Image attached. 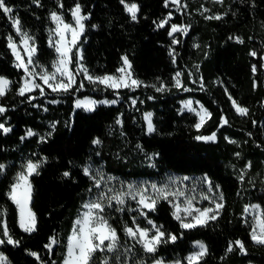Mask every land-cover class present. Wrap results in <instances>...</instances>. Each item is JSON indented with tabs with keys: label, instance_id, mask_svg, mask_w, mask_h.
I'll return each mask as SVG.
<instances>
[{
	"label": "trees",
	"instance_id": "1",
	"mask_svg": "<svg viewBox=\"0 0 264 264\" xmlns=\"http://www.w3.org/2000/svg\"><path fill=\"white\" fill-rule=\"evenodd\" d=\"M77 2L88 19L83 21L85 30L76 48H82V62L90 74H116L123 65L122 57L127 56L143 84L132 90H115L92 83L79 72L77 83L68 92H52L36 78L43 95L41 89L19 95L24 71L16 66L8 47V37L16 36L8 17H18L23 31L35 38V63L51 69L58 56L50 45L51 13L59 12L73 22L70 10ZM127 2L139 5L136 21L120 0H39V4L6 0L13 12L0 10V76L13 82L0 98L7 109L0 113V123L11 129L7 133L0 130V164L5 165L0 171V212H4L12 238L20 241L19 245H0V252L11 264H63L74 222L95 191L94 180L83 171L93 162L124 177L206 175L223 193L217 218L191 229L181 227L168 200H159L147 217L139 210L108 211L109 222L119 233L121 251L131 249L127 264L185 257L196 241L208 250L200 264H264V244L252 240V222L245 211L248 205L259 204L264 213V0H180L179 4L167 0V6L166 0ZM214 15L221 18L206 19ZM164 20L168 23L158 27ZM172 24L182 29L188 26L187 31L170 36ZM253 51L256 56L251 55ZM78 65L74 57L73 69ZM177 72L181 73L180 87L175 84ZM81 81L83 88L78 87ZM84 96L120 101L86 111L74 103ZM130 97L138 99L135 107L129 105ZM188 97L200 101L211 113L199 129L195 127L197 116L180 109V102ZM53 100L59 102L51 103ZM232 100L246 107L248 114H239ZM146 111L153 112V133L145 129ZM222 117L227 124H222ZM28 129L37 135L27 137ZM213 132L215 141L196 139ZM97 138L102 141L99 146L93 143ZM145 154H152V164L151 160L143 162ZM45 157L39 174L31 177L36 230L25 232L19 226L18 207L8 193L29 159L42 161ZM65 172L70 175L64 176ZM134 216L141 227L150 228L147 221L151 220L162 226L166 237L173 234L177 239L161 243L155 253H146L123 231L125 225L134 226ZM53 236L59 243L50 250L45 245ZM236 240L244 243V251L234 244ZM230 244L233 251L228 252Z\"/></svg>",
	"mask_w": 264,
	"mask_h": 264
},
{
	"label": "snow or ice",
	"instance_id": "2",
	"mask_svg": "<svg viewBox=\"0 0 264 264\" xmlns=\"http://www.w3.org/2000/svg\"><path fill=\"white\" fill-rule=\"evenodd\" d=\"M35 2L39 4V0H35ZM120 2L124 5L125 11L130 14L131 19L136 21L138 18L137 14L139 12V5L135 2L129 3L127 0H120ZM179 2L180 0H172V3L174 4H179ZM60 7L63 8L62 3L60 4ZM0 10L6 14L13 12V8L6 4V0H0ZM70 11L74 24L65 22L62 14H58L55 11L51 13V19L56 23V28L50 31H54L59 36V39L55 40L54 42L50 38V45L54 46L56 52L59 54L58 59L52 64L54 71L51 72L47 70L44 72H36L34 70L37 66L40 68L44 67L43 65H36L34 63V54L36 53L37 49L31 42H33L35 38L30 36L27 31H22L21 21L18 17H8L12 21L15 31L20 34V44L24 46V51L27 53V60H25L20 51L19 45L15 43L12 36L8 37V47L15 55L17 61L16 66L18 68H22L26 73V78L23 81V85L19 88L18 94L24 96L26 93H31L34 89H41V94L43 95V89L41 88V85L35 82L36 76H39L43 83L46 84L48 88L52 90V92H68L73 88V85L76 84L75 76L79 72H82L88 81L92 83L99 82L100 84H104L107 87L113 89L141 86L143 84L142 81L132 78L130 71L131 63L127 56L122 57L123 64L126 66V68L121 67L117 70V72L120 73L119 76L104 75L94 77L88 73V69L83 64H79L75 71L70 69V65L73 63L74 57L78 60H82V56H80L79 53H73V48L77 46L78 38L85 30L83 21L88 19L87 15L82 14V7L78 2ZM205 11H207V9H205ZM169 16H171V13H169ZM220 18L221 17L219 15L206 17V19ZM166 23H168V21L164 20L161 21L157 26L163 27ZM187 27L188 26H184L182 29L180 25L172 24L169 35L172 36L173 33L181 30L186 32ZM68 32L71 33L70 41L66 40V34ZM235 39L243 43V40L240 37H235ZM177 42L178 41H174V43ZM251 55L256 56L257 53L253 51ZM29 65L33 66V70L29 69ZM253 71H256L255 66H253ZM180 75V72L176 73L175 84L177 87L181 86V82L179 80ZM28 77H31V79H28ZM65 78L67 82H65ZM52 81H55V83H52ZM12 83L13 82L9 81L6 77L0 76V98L7 94V91L10 90V85ZM83 86V81H81L78 87L83 88ZM152 87L156 86L152 85ZM156 90L162 91L163 89L157 88ZM30 99H34V97H30ZM58 102L59 101L57 100L51 101V103ZM98 103L115 104L117 101H93L89 98H85L84 100H77L76 107H83L86 110H93L95 105ZM133 103H135V101H133ZM232 103L235 106V110L239 114H248V109L246 107H241L235 100H232ZM184 104L186 108H189V110L195 111V109L191 107L192 101H185ZM201 109L203 111L202 114H200V122L195 125L197 129L202 127L203 123L205 122V116L211 117V113L207 109L203 108V105H201ZM5 111H7L6 107L0 104V113H4ZM151 116V113L145 114V119L147 120V131L149 133L155 131ZM117 123H121V121L118 120ZM227 123V118L222 117V124ZM52 128L55 129V124L52 125ZM0 129H2L5 133L11 131V129L6 128L3 123H0ZM26 135L27 137H32L37 135V133H35L32 129H28ZM48 135H51V133H48ZM24 138L25 137H21L22 140ZM40 139L43 140L44 137H40ZM196 139L215 141L216 133L213 132L208 136H197ZM231 142L235 143V141ZM93 143L99 145L102 143V141L97 138L93 141ZM236 155L239 156V153ZM46 160V157L42 161L37 160L35 162L29 159L26 164L23 165L22 170L17 173L15 182L11 185V190L8 193L10 199L17 205L19 209V226L25 232H33L36 230V215L29 207L32 198V185L29 177H31L33 174H39L38 170L42 163L46 162ZM248 167H251L250 162ZM4 168L5 165L0 164V171H2ZM83 171L85 175H89L91 179L95 181V187L100 189L101 182L104 180V174L99 169H96L94 174L91 165L84 167ZM63 175L69 176L70 173L65 172ZM113 179V177H108L109 181ZM188 179L190 178L183 177V180ZM241 179H243V176ZM202 182L207 184L209 191H212V182L208 180L207 177H203ZM215 187L219 189V185H216ZM149 188L151 189V194H149ZM168 189V184H162L158 186L157 184L152 183L150 186H138L135 183H130L127 185L121 183L119 189L109 187L101 190L94 200L84 205V208L87 209V211L83 212V214L74 222L72 235L68 238L67 250L63 264H127L126 254L129 253L131 249L125 247L123 248V251H121L122 246L120 243L119 233L117 229L111 225L109 222L110 218L106 215V209L112 208L113 202H115V204L118 206L116 210L123 212L125 211V205L130 198L132 201L137 202L140 215L147 217L149 211L155 210L158 200H169L170 197H184V206L181 207L180 204L177 203L175 205L176 211L173 213V215L181 222V227L185 229L206 225L209 220H215L217 218V210L223 208L222 203H215V208H195L193 204V201L196 198L195 195L186 194L185 191L179 189L175 191H169ZM192 192H195L194 188L192 189ZM200 195L201 199L208 198L203 193ZM219 199L223 200L222 192L219 193ZM250 207L252 209H258L260 206L253 205ZM144 209H147L148 211H144ZM136 210L137 209H130V211ZM248 210L249 208L246 207L245 211L247 212ZM181 212L185 213L186 216L192 217L191 222H185L180 215ZM3 216L4 212H0V237H7V239L5 240L0 238V245H19L20 241L14 240L12 238L7 221L3 219ZM136 219L137 218L135 216L132 217L134 226L125 225L123 231L126 237H130L137 244L141 245L142 249L146 253H155L161 243H167L169 239L171 241H175L177 239V236L173 234H168L166 237V233L161 231L162 226L156 225L151 220L147 221V223L151 225V228H148L141 227L136 223ZM251 238L253 241L259 244H264V213H262L259 218L253 219ZM58 243L59 241L57 238L53 236L50 238V243L45 245V247L51 250L53 246ZM196 244L199 245V250L192 252L185 258L187 264H200L204 256L207 255L208 250L206 245L200 241H197ZM234 244L239 246L241 251L245 250L244 243L242 241L236 240ZM227 251H233L231 244L229 245ZM30 254L32 256L38 257V253L32 252ZM122 257L125 258L122 259ZM0 264H11L3 252H0ZM136 264H144V261H137ZM153 264H164V261L162 259H157L153 262ZM174 264H182V262L177 260L174 262Z\"/></svg>",
	"mask_w": 264,
	"mask_h": 264
},
{
	"label": "rangeland",
	"instance_id": "3",
	"mask_svg": "<svg viewBox=\"0 0 264 264\" xmlns=\"http://www.w3.org/2000/svg\"><path fill=\"white\" fill-rule=\"evenodd\" d=\"M174 8L176 7L175 5L173 6ZM58 14H61L59 12H57ZM63 15V14H62ZM64 18V16H63ZM53 21V20H52ZM65 22H67L65 19H64ZM168 21V20H167ZM67 23H73L74 24V21L73 22H67ZM53 24H54V27L52 30H54L56 28V23L53 21ZM166 25V24H165ZM164 25V26H165ZM14 29V32L16 34V36H12L15 43H17L20 47V51L22 53V55L24 56L25 60H27V53L24 51V46L22 44H20V34H18L16 31H15V28L13 27ZM23 31V29H22ZM50 38L51 40L54 42L55 40L59 39V36L57 33H55L54 31L51 32V35H50ZM66 40H71V33L68 32L66 34ZM79 40V38H78ZM78 42V41H77ZM32 44H34L35 48L37 49V44L35 43V41L31 42ZM75 49H76V53H79L80 56H82V48L81 47H74L73 48V53L75 52ZM38 51V49H37ZM37 51L36 53L34 54V63H35V58H36V55H37ZM58 54V53H57ZM59 56V54H58ZM58 56H57V59H58ZM15 57V55H14ZM82 60H83V56H82ZM82 60H79V64H83ZM15 63L17 65V61H16V58H15ZM36 64V63H35ZM36 65H39V64H36ZM84 65V64H83ZM85 66V65H84ZM86 67V66H85ZM121 67H125L126 66L123 64ZM120 67V68H121ZM87 68V67H86ZM119 68V69H120ZM22 69V68H21ZM29 69L30 70H33V66L32 65H29ZM70 69H72L73 71H75L72 67V64L70 65ZM88 69V68H87ZM23 70V69H22ZM36 72H44L45 70L51 72V71H54V68L52 67L51 69H47L45 67L43 68H40L39 66H37L35 69H34ZM24 71V70H23ZM131 71V74H132V78L133 79H136V80H139L138 78L135 77L132 69H130ZM82 73V72H81ZM88 73L90 74L89 70H88ZM83 74V73H82ZM91 75V74H90ZM107 75H117L119 76L120 73H116V74H107ZM84 76V74H83ZM104 76V75H103ZM95 77V76H94ZM26 78V73L24 72L23 74V77H22V82H21V86L23 85V81L24 79ZM36 78H39V76H36L35 77V82H36ZM8 79V78H7ZM28 79H31V77H28ZM75 79H76V83H77V74L75 76ZM9 81H11L10 79H8ZM41 80V79H40ZM179 80H180V77H179ZM140 81V80H139ZM41 82L43 83V81L41 80ZM65 82L66 81V78H65ZM52 83H55V81H52ZM95 84H100L99 82L95 83ZM46 85V84H45ZM103 86H106L104 84H101ZM74 86V85H73ZM107 87V86H106ZM110 88V87H108ZM134 88H137L136 86H131V87H128V88H119V89H115V90H121V89H129V90H132ZM113 89V88H111ZM36 89H34L32 92H34ZM56 93H63V92H56ZM85 98H89L93 101H112V100H116L117 103L120 101L119 98H114V99H108V98H103V99H96L94 97H91V96H84V97H79L75 100V106H76V101L77 100H84ZM192 101V105L191 107L195 109V111H191L189 110V108H186L185 107V104L184 102L185 101ZM133 101H135V103H133ZM129 105L131 107H135L137 105V102H138V99L136 97H130L129 100ZM198 102V103H197ZM100 104H111V103H98L95 105V107H97L98 105ZM116 104V103H115ZM201 105H203L200 101L194 99L193 97H188L184 100H182L180 102V109L181 111H189V112H193L196 116H197V123L200 122V114H202V109H201ZM94 107V108H95ZM77 108V107H76ZM81 109L83 110H86L85 108L83 107H80ZM203 108L207 109L204 105H203ZM208 110V109H207ZM86 111H90V110H86ZM146 113H151L152 116H151V119H152V123L155 127V124H154V121H153V112L152 111H146L143 113V119L145 121V129H146V132L149 133L147 131V120L145 119V114ZM208 119L207 116H205V122L206 120ZM204 122V123H205ZM203 123V124H204ZM203 126V125H202ZM6 128H10V127H7L5 126ZM2 130V129H0ZM3 131V130H2ZM153 133V132H152ZM99 146V145H97ZM143 162L147 163L149 160V163L152 164L153 161H152V154H145L143 155ZM35 162V161H34ZM26 164V163H25ZM24 164V165H25ZM91 165V168L93 169V173L95 174V170L96 169H99L103 174H104V180L101 182V188L98 189L95 187V191H94V194L90 196V198L84 203V205L92 200H94L97 195L99 194V192L101 190H104L106 188H116V189H119L120 186H121V183H123L124 185H127V184H130V183H135L136 185H149L152 184V183H155L157 184L158 186L159 185H162V184H168L169 185V191H175L177 189L179 190H182V191H185L186 194H189V195H195V200L193 201V204H194V207L195 208H200V209H203V208H215V203H224V199L223 200H220L219 199V189H217L215 186H213L212 188V191H209L208 190V186L206 183H203L202 182V178L203 177H207L206 175H184V174H179V173H166L163 177H160V178H147V177H124V176H120V175H117V174H114L113 171H110L107 166L105 167L104 164H95L93 162L89 163L87 166ZM32 177V176H31ZM31 177H29L30 179V182H31ZM108 177H113L114 179L109 181L108 180ZM183 177H189L190 179L188 180H183ZM177 178H180V179H177ZM207 179L209 180V178L207 177ZM32 185V183H31ZM94 186H95V181H94ZM195 189V192L193 193L192 192V189ZM126 190V188H125ZM33 191V189H32ZM201 193L205 194L208 198L207 199H201ZM149 194H151V189L149 188ZM184 197H170L169 198V202L171 203L172 207H173V213L176 211V208H175V205L177 203L180 204L181 207L184 206ZM32 200V198H31ZM159 201V200H158ZM157 201V202H158ZM31 205V201H30V204H29V207ZM253 205H257V204H251V205H248L247 207L249 208V210L247 211L248 215L250 216V219H251V222H252V230H253V219L254 218H259L262 214V209L261 207H259L258 209H252L250 206H253ZM259 205V204H258ZM260 206V205H259ZM118 206L115 204V202H113V206L112 208H108L106 209V215L108 214V211H111L115 208H117ZM125 209H137L138 210V204L136 201H132L130 198L128 199V202L127 204L125 205ZM32 210V208H31ZM144 210H147V209H144ZM221 209L217 210V215L218 213L220 212ZM33 211V210H32ZM87 211V209L84 208L83 206V209H82V212H81V215L83 214V212ZM18 212H19V209H18ZM80 215V216H81ZM180 215L182 216V218L184 219L185 222H191L192 220V217L190 216H186L185 213L181 212ZM211 215V214H210ZM79 216V217H80ZM78 217V218H79ZM19 219V218H18ZM151 228V227H150ZM252 230H251V233H252ZM161 231H163L161 229ZM153 232H154V229H153ZM151 234V233H150ZM197 242V241H196ZM196 242L193 243V249L190 253H188L185 257H177L175 260H172V261H167L165 259H162V258H159V259H162L164 261V264H174L175 261L179 260L181 262L183 261H186V257L189 256L192 252L194 251H198L199 250V245L196 244ZM201 242V241H200ZM204 244V243H203ZM205 245V244H204ZM154 262V261H153ZM153 262L151 263H148V264H153Z\"/></svg>",
	"mask_w": 264,
	"mask_h": 264
},
{
	"label": "crops",
	"instance_id": "4",
	"mask_svg": "<svg viewBox=\"0 0 264 264\" xmlns=\"http://www.w3.org/2000/svg\"><path fill=\"white\" fill-rule=\"evenodd\" d=\"M72 235V234H71ZM249 264H254V263H249Z\"/></svg>",
	"mask_w": 264,
	"mask_h": 264
},
{
	"label": "bare ground",
	"instance_id": "5",
	"mask_svg": "<svg viewBox=\"0 0 264 264\" xmlns=\"http://www.w3.org/2000/svg\"><path fill=\"white\" fill-rule=\"evenodd\" d=\"M30 208H31V205H30Z\"/></svg>",
	"mask_w": 264,
	"mask_h": 264
}]
</instances>
